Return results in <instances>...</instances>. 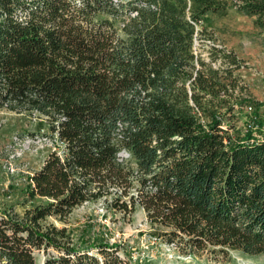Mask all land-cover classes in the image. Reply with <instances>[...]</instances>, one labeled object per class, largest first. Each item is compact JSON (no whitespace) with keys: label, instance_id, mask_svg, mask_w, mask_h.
<instances>
[{"label":"trees","instance_id":"trees-1","mask_svg":"<svg viewBox=\"0 0 264 264\" xmlns=\"http://www.w3.org/2000/svg\"><path fill=\"white\" fill-rule=\"evenodd\" d=\"M238 8L264 26V0ZM225 10L215 0H0V110L37 115L55 145L29 177L43 201L0 213V264H38L36 251L44 264H120L107 245L98 259L45 223L98 199L126 214L142 207L180 255L264 252V102L234 73L232 52H194L195 25Z\"/></svg>","mask_w":264,"mask_h":264},{"label":"rangeland","instance_id":"rangeland-1","mask_svg":"<svg viewBox=\"0 0 264 264\" xmlns=\"http://www.w3.org/2000/svg\"><path fill=\"white\" fill-rule=\"evenodd\" d=\"M215 1L226 6L225 13L209 12L201 17L195 51L205 61L209 60L213 46L232 52L240 65L234 73L253 100L264 102V26L256 24V14L248 15L238 8L241 3L255 0ZM221 58L215 66L222 64ZM244 117L245 114L237 116L240 129ZM43 129L45 126L37 115L0 110V213L13 210L22 215L43 201L29 192L30 175L55 147L53 141L40 134ZM134 187L130 189L132 194ZM124 200L129 202V196ZM108 204L104 199L85 202L73 208L65 219L50 216L45 223L64 228L76 248L87 249L98 259L104 258L98 252L99 244L107 245V250L119 257L120 264H264V252L247 255L230 250L227 258H214L207 253L180 255L175 247L154 234L142 207L136 205L131 214H126ZM35 256L38 264H44L43 251H36Z\"/></svg>","mask_w":264,"mask_h":264},{"label":"built area","instance_id":"built-area-1","mask_svg":"<svg viewBox=\"0 0 264 264\" xmlns=\"http://www.w3.org/2000/svg\"><path fill=\"white\" fill-rule=\"evenodd\" d=\"M195 26H196V33H195V36H196L197 33H198L197 32L198 31L197 24ZM195 43H196V39H195ZM194 52L196 53L195 46H194ZM244 112H245V114H250L252 112V106L251 105H245L244 106ZM119 156L121 158H128L129 157V154L126 151H122V152L119 153Z\"/></svg>","mask_w":264,"mask_h":264}]
</instances>
